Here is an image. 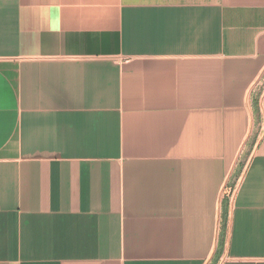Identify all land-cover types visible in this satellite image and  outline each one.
I'll return each instance as SVG.
<instances>
[{
	"label": "crops",
	"instance_id": "obj_1",
	"mask_svg": "<svg viewBox=\"0 0 264 264\" xmlns=\"http://www.w3.org/2000/svg\"><path fill=\"white\" fill-rule=\"evenodd\" d=\"M263 78L264 0H0V264H264Z\"/></svg>",
	"mask_w": 264,
	"mask_h": 264
},
{
	"label": "rangeland",
	"instance_id": "obj_2",
	"mask_svg": "<svg viewBox=\"0 0 264 264\" xmlns=\"http://www.w3.org/2000/svg\"><path fill=\"white\" fill-rule=\"evenodd\" d=\"M264 92V78L262 80V83L258 86L257 88V91H256V95L258 96V98L261 100V97H262V94ZM259 104V103H258ZM257 104V105H258ZM256 106V105H255ZM256 109V108H255ZM256 121H257V124H256V132L254 134V137L252 138V141L248 144V151H252L254 146H255V140L257 138V135L259 133V130H260V122H259V119H258V112L256 111ZM231 189L228 190V193L229 195L231 194L232 191H230Z\"/></svg>",
	"mask_w": 264,
	"mask_h": 264
},
{
	"label": "trees",
	"instance_id": "obj_3",
	"mask_svg": "<svg viewBox=\"0 0 264 264\" xmlns=\"http://www.w3.org/2000/svg\"><path fill=\"white\" fill-rule=\"evenodd\" d=\"M222 220H223V222H222V242H220V246L224 240L225 233H223V231H225L226 224H227V208H226V206L224 207ZM216 261H217V259H216ZM214 264H216V262H214Z\"/></svg>",
	"mask_w": 264,
	"mask_h": 264
}]
</instances>
